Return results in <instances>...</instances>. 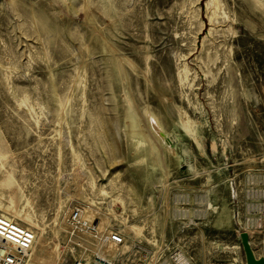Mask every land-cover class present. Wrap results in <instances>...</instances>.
Listing matches in <instances>:
<instances>
[{"label": "rangeland", "instance_id": "374dc122", "mask_svg": "<svg viewBox=\"0 0 264 264\" xmlns=\"http://www.w3.org/2000/svg\"><path fill=\"white\" fill-rule=\"evenodd\" d=\"M10 205L32 264H73L76 206L121 264L245 263L242 231L264 257V0H0Z\"/></svg>", "mask_w": 264, "mask_h": 264}, {"label": "built area", "instance_id": "2783aa9c", "mask_svg": "<svg viewBox=\"0 0 264 264\" xmlns=\"http://www.w3.org/2000/svg\"><path fill=\"white\" fill-rule=\"evenodd\" d=\"M81 212L80 207H73L64 223L61 245L73 251V264H121L120 257L112 258L106 250L109 245L121 246L123 236L100 230ZM32 241L30 231L0 215V264H26Z\"/></svg>", "mask_w": 264, "mask_h": 264}, {"label": "bare ground", "instance_id": "6f19581e", "mask_svg": "<svg viewBox=\"0 0 264 264\" xmlns=\"http://www.w3.org/2000/svg\"><path fill=\"white\" fill-rule=\"evenodd\" d=\"M213 2H214L215 5H217V0H213ZM213 16H214V13H213ZM183 129L185 130V132L190 133V129L189 128L183 127ZM81 213L83 214L85 219L95 222V219L91 220L92 217L88 216L90 213H91L90 215L92 216V212L87 211V210H84V211L82 210ZM0 215L3 216L6 219L12 221V222H15V223L19 224L20 226L24 227L25 229H27L28 231H30L33 234L32 245H31V248H30L29 255L27 256V260H26V264H32L33 263V255H32L33 248H34V245L36 244L35 242L40 240L39 238L42 235L41 233H42L43 230L38 225H36L29 217L23 218V217L19 216L18 212L16 211V207L15 206H11V205L7 206V207L0 206ZM64 220H66V218ZM64 223H65V221H64ZM97 226H98V228L102 227L101 224H99V225L97 224ZM124 244L122 246H120V247H123ZM111 247L112 246L109 245L107 247L109 249H107V250H110ZM107 250H106V252H108ZM116 256H119V251L117 252ZM173 259H174V263L175 264H189L188 260L181 254H177Z\"/></svg>", "mask_w": 264, "mask_h": 264}, {"label": "water", "instance_id": "95a60500", "mask_svg": "<svg viewBox=\"0 0 264 264\" xmlns=\"http://www.w3.org/2000/svg\"><path fill=\"white\" fill-rule=\"evenodd\" d=\"M240 246H242L245 263L240 264H264V257H256L249 242V236L245 231L238 233Z\"/></svg>", "mask_w": 264, "mask_h": 264}, {"label": "crops", "instance_id": "0c3cea01", "mask_svg": "<svg viewBox=\"0 0 264 264\" xmlns=\"http://www.w3.org/2000/svg\"><path fill=\"white\" fill-rule=\"evenodd\" d=\"M249 241H250V239H249ZM250 245H251V241H250Z\"/></svg>", "mask_w": 264, "mask_h": 264}]
</instances>
